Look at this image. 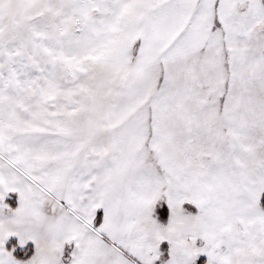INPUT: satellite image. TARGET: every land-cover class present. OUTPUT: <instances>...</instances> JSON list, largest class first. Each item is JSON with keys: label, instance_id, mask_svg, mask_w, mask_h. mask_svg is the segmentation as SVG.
<instances>
[{"label": "snow or ice", "instance_id": "snow-or-ice-1", "mask_svg": "<svg viewBox=\"0 0 264 264\" xmlns=\"http://www.w3.org/2000/svg\"><path fill=\"white\" fill-rule=\"evenodd\" d=\"M0 264H264V0H0Z\"/></svg>", "mask_w": 264, "mask_h": 264}, {"label": "rangeland", "instance_id": "rangeland-1", "mask_svg": "<svg viewBox=\"0 0 264 264\" xmlns=\"http://www.w3.org/2000/svg\"><path fill=\"white\" fill-rule=\"evenodd\" d=\"M13 206H14V202H13Z\"/></svg>", "mask_w": 264, "mask_h": 264}]
</instances>
